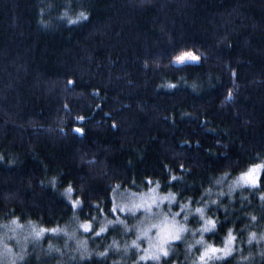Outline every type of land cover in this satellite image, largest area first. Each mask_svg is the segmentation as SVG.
<instances>
[{"label": "trees", "instance_id": "16d2710c", "mask_svg": "<svg viewBox=\"0 0 264 264\" xmlns=\"http://www.w3.org/2000/svg\"><path fill=\"white\" fill-rule=\"evenodd\" d=\"M0 157V234L51 230L15 264H264V172L227 191L264 163V0H0ZM150 183L207 203L213 231L193 216L158 260L134 217L78 232Z\"/></svg>", "mask_w": 264, "mask_h": 264}, {"label": "rangeland", "instance_id": "374dc122", "mask_svg": "<svg viewBox=\"0 0 264 264\" xmlns=\"http://www.w3.org/2000/svg\"><path fill=\"white\" fill-rule=\"evenodd\" d=\"M186 62L193 61H185L184 63ZM176 63L180 62L176 61ZM261 174L262 172L259 171L256 173L258 177H260ZM219 184H221V182H219ZM258 184L259 183L254 185L251 182H245V178L241 174L229 182L227 191L229 192L242 187L252 188L258 186ZM67 198L71 203L73 202L70 195H67ZM153 201L155 202L153 203ZM207 206V203L195 205L191 200L182 201L172 192L162 193L158 184L150 183L148 188L138 191L119 187L116 188L113 193V212L114 216L116 215L117 218L107 217L106 215L94 217L93 220L86 222L90 224V227H83L86 223L82 222L79 223L77 230L78 232L94 231L96 233H103L113 223L122 222L126 225L128 221L125 219L122 220V215L134 217L135 220H133L136 221V223L133 226L137 231V236L142 238L146 243L144 257L147 256V259L158 260L164 255L159 251V246L162 242V237L165 235L162 231L165 217H167L166 223L170 226V232L175 233V228H183V230L178 233L179 239L167 240V242L163 244L164 248L168 251L171 243L181 240L190 231L191 227L189 220L195 215H198L201 219V224L195 231L199 230L202 237L213 231L215 228V221L207 214ZM197 209H200V211H197ZM173 221L175 222V228L171 227ZM207 221H213L214 224H206ZM17 222L18 223L12 222L2 227V233L0 234V264H15L16 260L25 254V242L27 240L38 237V232L40 235L44 231L45 234L51 232V230L44 229L38 225V227H36L34 224L24 225L19 221ZM41 229H44V231H41ZM101 229H103V231H101ZM66 230H69V228H66ZM69 233L70 236H74L76 228L75 230L72 229V231H69ZM231 238L232 236L230 234L225 245L219 249H230L229 253H231ZM68 239L70 238L68 237ZM76 244V248L80 249V243ZM65 249H68L67 244L65 245ZM47 251L50 252L51 250L47 249ZM210 255L218 257L225 256L222 251L210 253Z\"/></svg>", "mask_w": 264, "mask_h": 264}, {"label": "snow or ice", "instance_id": "6c2138e0", "mask_svg": "<svg viewBox=\"0 0 264 264\" xmlns=\"http://www.w3.org/2000/svg\"><path fill=\"white\" fill-rule=\"evenodd\" d=\"M88 15L85 12H81L80 15L77 17L78 20L80 19H87ZM72 21L70 20L69 23H71ZM175 60L177 62L180 63H184L185 61H193V62H199L201 60V57L199 55H196L194 52L192 51H185L183 52L181 55H178L175 57ZM233 75H235V73H233ZM69 83H71V81H69ZM172 87H175L174 85ZM231 90H229V95H231ZM78 119L83 120L84 117H78ZM113 126L115 127V123H113ZM77 132L83 133L84 129L83 128H75L74 129ZM0 159H2V157H0ZM181 167H183V165H181ZM264 172V163L262 164H253L250 166V168L248 169L247 172L242 173V176L245 178V182H251L252 184H257L260 182V177H258L256 175L257 172ZM174 179V178H173ZM69 192L72 191L71 188L68 189ZM155 201H153L154 203ZM73 205L79 204L80 201H73L72 202ZM197 211H200V209H197ZM167 221V217H165V223L164 226L162 228V231L165 233V235L162 237V242L159 246V251L162 252L165 256L168 255V251L167 249L164 248L163 244L167 242V240H176L179 239V235L178 233L180 231L183 230L182 227L179 228H175V222L173 221V224L171 225V227L175 228V233H172L169 231V225L166 223ZM206 224H214L213 221H207ZM83 227L88 228L90 227V224L86 223L85 225H83ZM56 229H52V231H55ZM41 231H44V229H41ZM101 231H103V229H101ZM37 235H40V233L38 232ZM135 243V241L133 242ZM217 251H222L224 253L225 256H227L229 254L230 249H217L215 247L209 246L208 248H206L203 252V254L200 256L201 260H204L206 256L210 257V253H215ZM142 259H147V256L142 257Z\"/></svg>", "mask_w": 264, "mask_h": 264}, {"label": "bare ground", "instance_id": "6f19581e", "mask_svg": "<svg viewBox=\"0 0 264 264\" xmlns=\"http://www.w3.org/2000/svg\"><path fill=\"white\" fill-rule=\"evenodd\" d=\"M228 184V183H227ZM144 253V252H143ZM144 255V254H143Z\"/></svg>", "mask_w": 264, "mask_h": 264}]
</instances>
